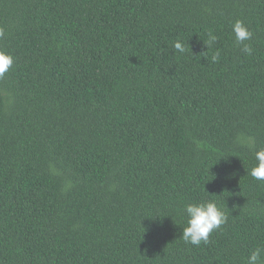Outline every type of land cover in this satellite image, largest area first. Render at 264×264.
<instances>
[{"label":"trees","instance_id":"obj_1","mask_svg":"<svg viewBox=\"0 0 264 264\" xmlns=\"http://www.w3.org/2000/svg\"><path fill=\"white\" fill-rule=\"evenodd\" d=\"M0 264H264V0H0Z\"/></svg>","mask_w":264,"mask_h":264}]
</instances>
